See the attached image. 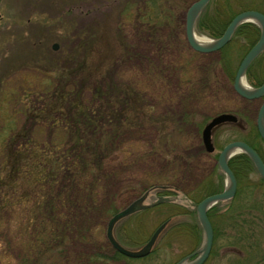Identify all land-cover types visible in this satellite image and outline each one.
<instances>
[{
	"label": "rangeland",
	"instance_id": "rangeland-1",
	"mask_svg": "<svg viewBox=\"0 0 264 264\" xmlns=\"http://www.w3.org/2000/svg\"><path fill=\"white\" fill-rule=\"evenodd\" d=\"M193 1L195 0H0V160L3 159L6 142L11 133L19 134L20 132L23 135L19 134L21 137L28 138V143L25 144L29 149L27 154L39 151L42 147L47 148L48 136L50 142L59 140L55 135L56 125L50 126L46 123L44 116L47 113L41 109L45 100L52 99L49 93L56 85L57 75L54 70H58L62 61L66 60L65 63L71 64L75 58L82 59L84 72L87 71L92 76L89 80H83L86 77L82 74L74 79L75 81L73 80L74 91L76 87L78 88V84L85 82L84 99L87 97L86 93L92 89L95 78L101 77L103 81L105 80L106 85L108 84L107 89L110 85L115 88L120 81H136L145 87L140 86V89L151 96V104L155 105L153 108L158 115L163 112L164 109L161 107L165 106V102L171 103L174 107L177 105L179 107L177 114L181 110L194 111L196 114L192 122L195 124L201 122L200 142L203 125L221 111L235 113L239 117L243 134L247 135V130L253 125L256 126V116L261 100L252 103L237 95L232 87L231 73L236 72L239 62L253 45L247 48L234 40L230 43L232 35L229 42L214 53L210 52L208 56L193 55L192 51L195 50L189 46L185 37V13ZM252 1L261 2V10H254L264 13V0ZM152 2L154 7L151 6L148 9L152 14L159 15V20L155 23H159V31L163 38L164 36L168 38L165 39L169 41L166 44L167 47L153 42L149 35H144L140 29L139 15L147 10L146 7H149ZM217 2L218 0H210L197 19L203 17L201 19H206L208 24L215 23L223 15L218 9L216 10ZM242 9L248 8H240L241 11ZM165 15H169L168 21L163 20ZM203 32L196 31V34L209 39L215 38ZM54 43L57 44L56 49L52 47ZM219 51H221L220 55ZM200 68L203 69L202 72ZM205 73L215 78V84L206 89L195 85V95L192 99L194 101L189 102L185 97L178 98L177 95L184 93L176 92L175 87H172L177 84V78L182 80L187 78V81L194 82L198 76L201 77ZM162 75L164 78L168 77L164 85L150 83L157 79L161 80L159 78ZM188 85L191 87L190 83L186 84ZM249 85L254 87L250 83ZM31 115L33 117H30ZM189 126L187 127L182 119L174 120L167 127L169 139L183 140L187 132L191 133L193 125ZM179 128L182 130L179 131ZM147 132L154 134V128ZM232 132L233 128L230 124H224L214 130L212 141L216 149L212 154L216 155L215 157L213 155L206 157L203 154L193 155L197 159V165L194 164L196 169L189 176L191 179L189 187L182 191L183 193L178 192L176 200V203L183 206L184 213L170 217L168 227L158 236L153 246L155 251L153 258L156 264L162 260L173 264L200 247L203 231L196 215V204L200 200H194L191 190L198 182L210 178L216 180L221 189L225 186L226 176L217 164V156L221 148L237 136ZM160 134L159 138H161ZM191 135L189 137L195 138ZM259 137L261 138L260 135ZM140 140H143L141 135L137 141ZM191 142V145H197L198 137ZM259 142L264 155V141L259 140ZM239 176L237 180L234 175L236 180L234 195L228 200L219 202L215 210L223 214L228 206L236 208L245 204L255 207L259 205L261 208L259 217L264 220V180L255 168L254 171L247 172L245 176ZM114 185L115 182L105 186L104 191L100 190L97 195V197L100 195L99 200L90 212L91 215L96 214L87 216L85 221L88 225L93 223V226L97 225L95 227L100 228L95 234L93 229L91 234H93V241L102 246L108 243L105 237L106 223L109 218L107 212L119 202V198L112 197ZM149 191L150 189L147 190ZM155 198L156 194L152 192L148 194L147 201L151 202ZM256 202L257 204H254ZM11 205L14 211H10L9 215H0V230H5L7 237L4 238L11 245L7 250L0 247V251L6 250L4 254L0 253L1 264L18 262L19 242L22 238L26 240L27 237L22 228L25 215L21 210V204L13 202ZM211 209L207 210V217L213 229V240L210 252L202 264H264V221L260 224L262 226L251 225L248 223L251 215L245 213L241 215V218L234 219L239 223L232 228L229 224L233 223V219L224 221L219 218L215 221ZM153 213L150 211L149 215L143 217L148 235L165 217ZM177 223L184 224L186 232L183 230L182 234H174L171 228ZM125 226H128L127 218L114 226L116 238L119 239L118 236ZM236 230H240L241 233L234 234ZM235 240L239 243L236 245L230 243ZM122 241L126 243L124 246L131 249H137L141 245L127 244L128 241L123 238ZM112 264L128 263L120 260ZM132 264H138V261Z\"/></svg>",
	"mask_w": 264,
	"mask_h": 264
},
{
	"label": "trees",
	"instance_id": "trees-1",
	"mask_svg": "<svg viewBox=\"0 0 264 264\" xmlns=\"http://www.w3.org/2000/svg\"><path fill=\"white\" fill-rule=\"evenodd\" d=\"M151 6L154 7L153 2L139 15L140 29L144 35H149L153 42L166 46L169 41L165 39L168 38L165 36L163 38L159 31V23H155L159 20V15L149 11L148 8ZM244 7L261 10V2L218 0L216 10L218 9L220 11L218 12L223 15L220 14V18L215 23L209 24L206 19L202 20L203 17H200L201 20L197 19L195 24L196 31H204V34L217 38L233 16ZM166 12L168 14V11ZM168 16L165 15L163 20L168 21ZM161 22H163L162 19ZM258 37L259 28L254 23L245 22L235 29L230 43L234 40L249 48ZM218 53L220 55L221 51ZM192 54L208 56L210 52L192 51ZM74 60L71 64L65 63L66 60L62 61L58 70H54L57 76L56 85L49 93L52 99L45 100L41 109L47 113L44 114L46 123L50 126L56 125L55 135L59 140L50 142L48 136L46 143L49 147H42L39 151L27 154L29 149L25 144L28 143V138L21 137L23 135L20 132L21 136L18 133H11L6 142L3 159L0 160V215H9L10 211H14L11 205L13 202L21 204V210L25 215L22 228L27 237L26 240L22 238L19 242L20 257L16 264H112L120 260L128 264L135 261H138V264L142 262L156 264L153 248L147 256L130 258L113 249L109 243H104L103 246L98 243L97 245L91 233L94 229L95 234L99 227L93 226V223L88 225L85 221L87 216L96 214L91 215L90 212L99 200L100 195L98 197L97 195L100 190L104 191L105 186L113 182H115V189L112 197L119 198V202L117 206L108 210L109 217L119 207L148 189L152 190L156 196H175L173 201L159 203L128 216V226L122 228L119 239L117 238L122 244L126 245L122 238L128 241L127 244L132 245H142L146 242L151 233L147 234L143 217L149 215L150 211L154 212L153 214L165 216L158 224L169 220L174 215L184 213L183 206L176 203V200L178 192L183 193L182 191L189 187L191 182L189 176L196 169L194 164L197 159L193 155L203 154L206 157L213 155L205 152L200 142L201 122L197 124L192 122L196 114L194 111L181 110L177 114L179 107L166 102L165 106L161 107L164 109L163 112L158 115L153 108L155 105L151 104V96L143 92L140 86L145 87L136 81H116L115 88L110 85L107 89L108 84L106 85L105 80L103 81L101 77L95 78L92 89L86 93L87 97L84 99L85 82L78 84V88L76 87L74 91L73 80L82 74L86 77L85 79L82 77L83 80H89L92 76L91 73L84 72L82 59ZM202 70L200 68V72ZM234 73V71L231 73V80ZM245 75L247 81L254 86L263 82L264 50L251 62ZM167 78L162 75L159 78L161 80L157 79L150 83L161 85L167 82ZM180 79L177 78V84L172 87H175L176 92L182 91L185 94L177 95L178 98L185 97L189 102L195 95V85L206 89L215 84V78L206 73L201 77L198 76L194 82L187 81V78ZM188 83L191 87L186 86ZM177 119H182L187 127L190 124L193 125L190 134L195 138L189 137L190 134L185 132L186 138L183 140L169 139L167 127ZM166 123H168L167 126ZM230 125L233 128L232 134L237 135L234 139L244 140L264 161L259 142L263 140L259 137L256 126H251V129L246 132L248 134L244 135L241 128ZM151 128H154V134H148L147 131ZM181 130L182 128H179V131ZM139 135L143 140L137 141ZM153 135H155L154 139H152ZM197 137V145H191V140ZM142 141H144L143 145L140 146ZM228 163L237 180L239 175L245 176L247 172L254 171L252 162L244 153L230 158ZM219 190L221 186L216 180L210 178L198 182L191 191H193L194 200L199 201L204 196ZM193 202L196 203V201ZM216 205L211 209L215 221L219 218L224 221L234 220L241 218V215L245 213L251 215L248 222L251 225L262 226L260 224L264 221L259 217L261 209L259 205L255 207L245 204L236 208L228 206L223 214L215 210ZM233 223L229 224L232 228L239 222L234 220ZM183 226L184 224L177 223L172 226V232L176 235L182 234L183 230L186 232ZM237 231L234 234L241 233L240 230ZM4 237H7L5 230H0V247L7 250L11 245ZM230 243L236 245L239 242L235 240ZM3 249L0 253L4 254L6 250ZM159 264L169 263L162 260Z\"/></svg>",
	"mask_w": 264,
	"mask_h": 264
},
{
	"label": "water",
	"instance_id": "water-1",
	"mask_svg": "<svg viewBox=\"0 0 264 264\" xmlns=\"http://www.w3.org/2000/svg\"><path fill=\"white\" fill-rule=\"evenodd\" d=\"M209 1L210 0H195L187 8L185 13V37L187 43L195 51L202 53L214 52L223 47L227 42H229L238 25L244 22L255 23L260 29L259 37L239 62V65L233 77L232 87L239 96L245 99H255L261 97L264 94V81L257 87H250L245 79V71L252 60L264 50V13L254 9L242 10L229 21L224 31L218 38L210 39V42L202 44L198 43L195 40L196 32L194 26L199 13ZM52 47L56 49L57 44L54 43ZM242 81H244L245 84H248L249 88L242 86ZM224 123H233L237 126L241 125L237 116L231 112H220L212 116L204 124L201 130V141L206 152L211 153L214 151L212 132L218 126ZM256 128L259 135L264 140V101L261 103L257 112ZM235 149L236 151L230 154V152ZM238 152H243L249 157L256 171L264 180V162L254 148L241 140H233L226 143L218 152L217 156V164L220 170L226 176L225 186L221 191L205 196L196 204L197 219L203 231V239L201 245L194 252L182 257L180 260L173 264H202L206 260L210 252L213 240V229L207 217V210L217 202L228 200L234 195L236 189V180L233 172L228 166V160ZM147 196L148 192H144L137 198L133 199L127 205L114 212L108 218L106 223L105 237L111 247L124 256L130 258H141L148 255L151 252L154 244L156 243L158 236L166 227L169 220H165L160 223L150 234L146 242L137 249H131L122 245L114 235V226L119 221L127 218L131 214H134L156 204L170 202L175 199V196H158L153 201L145 203Z\"/></svg>",
	"mask_w": 264,
	"mask_h": 264
},
{
	"label": "bare ground",
	"instance_id": "bare-ground-1",
	"mask_svg": "<svg viewBox=\"0 0 264 264\" xmlns=\"http://www.w3.org/2000/svg\"><path fill=\"white\" fill-rule=\"evenodd\" d=\"M195 40H196L198 43H202V44L210 42V39H209V38H207V37H205V36H203V35H200V34H195ZM241 85L244 86V87H246V88H249L248 84H245L244 81L241 82ZM235 151H236V149H235V150H232V151L230 152V154H232V153L235 152ZM228 183H229V181H228ZM222 189H223V188H222ZM222 189H221V190H222ZM146 192H147V191H146ZM143 193H144V192H143ZM143 193H142V194H143ZM151 193H152V190L148 192L149 195H150ZM140 195H141V194H140ZM140 195H139V196H140ZM158 196H164V195H157L156 198H157ZM168 196H170V195H168ZM137 197H138V196H137ZM137 197H136V198H137ZM147 197H148V196H147ZM156 198H155V199H156ZM134 199H135V198H134ZM132 200H133V199H132ZM132 200H131V201H132ZM128 203H129V202H128ZM128 203H127V204H128ZM145 203H149V202L147 201V198H146V200H145ZM127 204H126V205H127ZM116 239H117V238H116ZM108 243H109V242H108ZM122 245H124V244H122Z\"/></svg>",
	"mask_w": 264,
	"mask_h": 264
},
{
	"label": "flooded vegetation",
	"instance_id": "flooded-vegetation-1",
	"mask_svg": "<svg viewBox=\"0 0 264 264\" xmlns=\"http://www.w3.org/2000/svg\"><path fill=\"white\" fill-rule=\"evenodd\" d=\"M248 68V67H247ZM247 70V69H246ZM264 81V80H263ZM261 84H262V82H261ZM259 86V85H258ZM237 94V93H236ZM238 95V94H237ZM261 100V103L264 101V94L261 96V97H259V98H255V99H246L247 101H250V102H252V103H254L255 101H257V100ZM261 103H260V105H261ZM260 107V106H259ZM259 109V108H258ZM239 118V117H238ZM240 122V121H239ZM212 208V207H211Z\"/></svg>",
	"mask_w": 264,
	"mask_h": 264
}]
</instances>
